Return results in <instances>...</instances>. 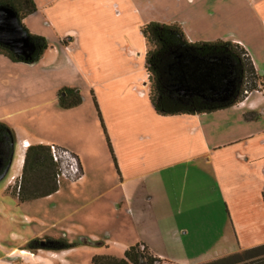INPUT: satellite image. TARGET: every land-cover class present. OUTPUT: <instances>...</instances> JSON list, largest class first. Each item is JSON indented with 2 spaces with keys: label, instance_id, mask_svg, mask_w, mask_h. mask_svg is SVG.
Masks as SVG:
<instances>
[{
  "label": "crops",
  "instance_id": "obj_1",
  "mask_svg": "<svg viewBox=\"0 0 264 264\" xmlns=\"http://www.w3.org/2000/svg\"><path fill=\"white\" fill-rule=\"evenodd\" d=\"M32 1L36 11L21 24L30 35L45 40L46 50L32 64L12 63L0 55V123L14 136L6 175L12 168L14 172L4 191L12 177H20L28 147L54 145L68 150L77 158L82 176L69 186L66 203L71 215L80 219L72 222V216L66 217L63 235L69 236L71 244L88 245L63 252L38 251L29 264H58L51 257L54 254L60 264H84L71 256L85 249L88 258L93 257L101 248L109 251L110 245L113 254L109 255L117 259L135 245L144 246L157 258L137 234L134 214L135 204L142 207L154 202L149 184L155 180L159 194L166 192L169 201L201 202L210 211L215 203L224 206L220 232L211 243L212 260L263 246L264 89L214 113L157 116L149 102L141 28L152 22L177 23L191 44H237L264 79L260 65L264 0H236L259 10L263 28L253 42L246 37L252 29L244 21L230 27L225 14L230 9L228 0H185L184 8L180 7L183 0H172L173 13L168 18L143 10L140 6L148 5L147 0L141 4L137 0ZM64 89L78 92L80 105L61 108L58 97ZM120 237L128 238L127 243ZM92 244L98 247L96 251ZM16 249L7 251V257ZM0 264L16 263L0 260Z\"/></svg>",
  "mask_w": 264,
  "mask_h": 264
},
{
  "label": "trees",
  "instance_id": "obj_2",
  "mask_svg": "<svg viewBox=\"0 0 264 264\" xmlns=\"http://www.w3.org/2000/svg\"><path fill=\"white\" fill-rule=\"evenodd\" d=\"M15 13L19 28L28 37L34 51L27 57L16 56L0 44V55L12 63L32 64L46 50L45 40L30 35L21 24L27 16L35 13L32 0H0V8ZM146 44L145 72L147 74L149 102L154 113L160 117L180 115H204L228 109L242 101L241 89L245 76L252 82L260 80L249 56L237 44L215 41L191 44L177 23H148L141 28ZM255 84V83H254ZM253 84V85H254ZM250 92L256 89L254 85ZM243 91V92H242ZM242 92V93H241ZM244 100V99H243ZM59 105L63 109L77 107L81 103L79 93L64 89L59 93ZM94 108L101 124L107 148L114 168L116 161L109 139L105 133L95 99ZM12 131L0 123V176L7 173L13 151ZM20 191L14 196L19 203L39 200L56 194L60 186L55 181V167L50 160L47 146L28 147L23 160ZM66 240H33L23 250L36 252H63L76 248ZM264 264V245L240 251L204 264ZM142 245L128 248L123 258L93 256L91 264H160Z\"/></svg>",
  "mask_w": 264,
  "mask_h": 264
},
{
  "label": "rangeland",
  "instance_id": "obj_3",
  "mask_svg": "<svg viewBox=\"0 0 264 264\" xmlns=\"http://www.w3.org/2000/svg\"><path fill=\"white\" fill-rule=\"evenodd\" d=\"M139 1L141 0H137V3L141 4L145 0ZM147 1H149L148 5L145 4L140 7L143 10L146 9L145 11L149 15L168 18L173 13L174 4L172 0ZM159 1L160 3H158ZM228 1L230 9L225 14L231 22L230 27L234 28V23L244 21L246 27L249 26V29H252L250 34H253H248L246 37L249 42H253L257 31L262 27L259 26L260 18L257 12L259 10L256 11L251 5L244 7L243 3L240 5L236 0ZM185 5L186 1L183 0L180 7L184 8ZM260 65L264 68V59H262ZM73 79L75 80L76 77H73ZM253 84L257 90L264 89V79L262 77H260V80L252 82L248 75L245 76L241 89L248 91V93L243 94L242 101L250 94V88L254 86ZM87 95L89 96V93ZM90 101L89 96L88 102ZM86 104L87 102L85 106ZM13 172L14 169L12 168L0 181V260L12 261L16 264H29L32 256L38 254V251L23 250L24 245L28 242L33 240L45 241L46 239L69 241V236L64 237L65 234L63 235L62 227L64 225H62V221L66 220V217L71 218L72 216L66 202L69 199L67 196L69 186L73 184H62L59 189L60 193L48 199L43 198L19 203L11 186L7 188L6 192L4 191V186ZM149 185L150 192L152 191L155 197L154 202L142 207L134 205L135 229L140 238L150 247L153 255L161 261L160 264H203L211 261L214 258V253L210 250L213 248L211 243H214L213 240L220 232L225 215L224 206L221 204L218 207L215 203L210 211V206L203 205L201 202H187L188 199L183 200V204H177L173 199L168 200L166 192H160L159 194L156 180ZM139 194L138 198L141 199L143 192L140 191ZM186 195H188V198L191 196L188 190ZM175 197L177 198V195ZM72 217L73 219L69 221L77 222L80 219H78V215ZM210 219L212 220L210 221ZM98 230L93 228L94 232L102 234ZM113 238L115 236H112L111 239ZM120 240L127 243L128 238L120 237ZM22 241L25 244L19 246ZM77 245V247L88 245V242L78 243ZM13 247L17 249L11 252L8 258L6 253ZM91 247L94 251L98 249L94 244ZM101 249L98 252L101 254L97 253L95 255L104 256V254H108L105 256H111L113 254L112 245H110L109 251H106L105 248ZM83 250L76 252L71 257L81 263L90 264L92 257L88 258V252L86 253V250ZM21 251L26 252L27 255L25 253L20 255ZM51 257H54L53 260H56L58 264L61 263L57 254L51 255Z\"/></svg>",
  "mask_w": 264,
  "mask_h": 264
},
{
  "label": "built area",
  "instance_id": "obj_4",
  "mask_svg": "<svg viewBox=\"0 0 264 264\" xmlns=\"http://www.w3.org/2000/svg\"><path fill=\"white\" fill-rule=\"evenodd\" d=\"M23 147H28V144L24 143ZM47 147L50 160L55 167V181L57 185L77 183L82 176L77 158L66 149L54 145H48ZM20 185V177H12L8 183V187L11 186L17 195L20 191Z\"/></svg>",
  "mask_w": 264,
  "mask_h": 264
},
{
  "label": "water",
  "instance_id": "obj_5",
  "mask_svg": "<svg viewBox=\"0 0 264 264\" xmlns=\"http://www.w3.org/2000/svg\"><path fill=\"white\" fill-rule=\"evenodd\" d=\"M0 44L7 47L16 56L24 58H27L34 51L28 37L19 28L15 13L3 7L0 8ZM5 175L6 172L0 176V181Z\"/></svg>",
  "mask_w": 264,
  "mask_h": 264
},
{
  "label": "bare ground",
  "instance_id": "obj_6",
  "mask_svg": "<svg viewBox=\"0 0 264 264\" xmlns=\"http://www.w3.org/2000/svg\"><path fill=\"white\" fill-rule=\"evenodd\" d=\"M21 254H23V253H21Z\"/></svg>",
  "mask_w": 264,
  "mask_h": 264
}]
</instances>
